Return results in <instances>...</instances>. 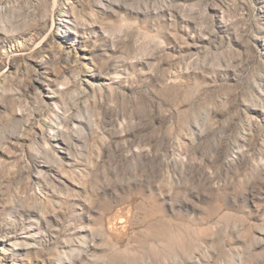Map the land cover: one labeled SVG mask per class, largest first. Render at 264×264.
<instances>
[{"label": "rangeland", "instance_id": "374dc122", "mask_svg": "<svg viewBox=\"0 0 264 264\" xmlns=\"http://www.w3.org/2000/svg\"><path fill=\"white\" fill-rule=\"evenodd\" d=\"M0 264H264V0H0Z\"/></svg>", "mask_w": 264, "mask_h": 264}]
</instances>
